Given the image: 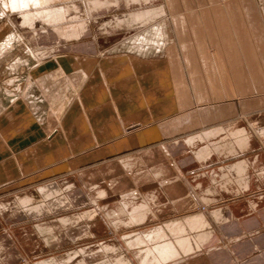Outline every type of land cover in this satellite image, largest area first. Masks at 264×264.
Here are the masks:
<instances>
[{
	"label": "rangeland",
	"instance_id": "1",
	"mask_svg": "<svg viewBox=\"0 0 264 264\" xmlns=\"http://www.w3.org/2000/svg\"><path fill=\"white\" fill-rule=\"evenodd\" d=\"M33 1L0 0V214L5 219L22 217L23 226L80 212L85 203L75 195H85L74 190L76 181L69 176L83 181L86 166L154 147L165 150L182 135H189L193 158H227L251 149L256 140L264 152V120L256 118L264 114V68L258 61L263 51L264 63V0ZM55 18L64 20L60 25ZM233 102L234 113L225 106ZM237 120L247 129L236 127ZM242 164L236 174L243 172ZM241 175L233 178L236 188L250 183ZM65 181L72 186L61 191ZM47 186L60 191L43 193ZM59 195L70 200L68 208L55 207ZM25 196L32 197L27 207L20 204ZM52 204L56 209L48 211ZM96 213L87 212L82 220ZM213 214L217 222L226 217ZM1 220L0 232L17 226ZM92 226L97 227L79 230L93 234ZM169 230L170 236L182 232L195 239L181 223ZM168 242L154 248L155 256L166 257ZM95 256L76 253L68 260L92 264Z\"/></svg>",
	"mask_w": 264,
	"mask_h": 264
},
{
	"label": "crops",
	"instance_id": "2",
	"mask_svg": "<svg viewBox=\"0 0 264 264\" xmlns=\"http://www.w3.org/2000/svg\"><path fill=\"white\" fill-rule=\"evenodd\" d=\"M262 52L258 61L264 68ZM244 63L248 68L245 58ZM256 118L264 120V114ZM235 123L236 127L247 129L245 122ZM188 136H180L165 150L154 147L146 154L86 166L84 182L79 175L69 176L76 181L74 190L85 195H75L85 203L80 212L23 226L24 218L5 219L0 214L6 226L17 225L0 232V264H75L68 259L76 253L96 255L92 264H153L164 258L167 259L160 264H264V158H255L264 153L260 142L256 140L251 149L235 151L227 158L212 154L193 158L192 146L186 142ZM153 145L157 143L148 147ZM241 163L244 170L236 174V165ZM241 174L250 183L236 188L233 178ZM71 186L65 181L61 191ZM59 191L47 186L42 192L56 196ZM59 197L53 202L56 208L70 204L63 195ZM20 201L27 207L32 197L25 196ZM53 204L47 206L48 211L56 209ZM6 207L2 205V209ZM92 210H96V216L82 220L83 214ZM220 211L226 217L217 222L211 212ZM176 223H181L184 233L195 239L189 241L182 232L170 236L167 229ZM90 224L97 226H92L96 228L92 229L93 234L81 233V226ZM14 229H19L17 234ZM160 234L162 238H154ZM169 239L171 250L166 257L155 256L159 250L154 248ZM135 241L138 244L128 246ZM193 241L196 247H188V242ZM77 243L81 244L74 245ZM62 246L66 249L58 252ZM143 249L148 251L146 256L140 252Z\"/></svg>",
	"mask_w": 264,
	"mask_h": 264
},
{
	"label": "bare ground",
	"instance_id": "3",
	"mask_svg": "<svg viewBox=\"0 0 264 264\" xmlns=\"http://www.w3.org/2000/svg\"><path fill=\"white\" fill-rule=\"evenodd\" d=\"M29 1H31V0H28V2H29ZM32 1H33V0H32ZM38 1H41V0H38ZM47 1H48V0H47ZM24 2H25V1H24ZM33 2L35 3V1H33ZM33 2H32V3H33ZM49 2H50V0H49ZM188 2H190V0H188ZM34 3H33V4H30V5H31V6L33 5V6H34V5H35ZM36 3L38 4L39 2H37V0H36ZM44 3H45V1H44ZM17 4H18V3H17ZM37 4H36L37 7H38L39 5H41L40 3H39V5H37ZM42 4H43V2H42ZM45 4L47 5L48 3H45ZM45 4H43V5H45ZM25 5H26V4H25ZM46 5H45V6H46ZM17 6H18V5H17ZM26 6H27V5H26ZM36 6H35V7H36ZM8 7H9V6H8ZM18 7H19V6H18ZM42 7H43V6H42ZM26 8H27V7H26ZM39 10H40V9H39ZM17 11H20V10H17ZM19 13H20V12H19ZM21 13H22V12H21ZM44 13H45V12H44ZM28 14H29V11H28ZM22 17H23V16H22ZM52 17H53V15H52ZM48 19H49V20L51 19L50 16H49ZM53 19H54V18H52V22H50L51 24L53 23ZM56 19H57V21L59 20L58 18H55V20H56ZM61 19H62V18H61ZM61 19H60V20H61ZM60 20H59L60 23H58L57 21H56V22H57L58 24L61 25V21H63L64 19L61 20V21H60ZM66 22H67V21H66ZM71 22H73V20H71ZM75 22H76V19H75ZM77 22H78V20H77ZM77 22H76V24H77ZM54 23H55V22H54ZM62 23H63V22H62ZM55 24H56V23H55ZM64 24H65V23H64ZM69 24H71V23L68 22L67 25H69ZM49 25H50V24H49ZM52 25H53V24H52ZM60 25H59V26H60ZM62 25H63V24H62ZM65 25H66V24H65ZM72 25H73V23H72ZM74 25H75V24H74ZM50 26H51V25H50ZM53 26H54V25H53ZM56 27H57V26H56ZM75 27H77V25H76ZM75 27H74V29H75ZM57 28H58V27H57ZM63 28H65V27H63ZM67 28H69V26H68ZM70 28H73V27H70ZM70 28H69V30H70ZM61 29H62V26H61L60 30H61ZM65 29H66V28H65ZM66 30H67V29H66ZM157 30H158V31H157V37H158V38H159V37L162 38V36H163L162 29L159 28V29H157ZM71 31H72V30H71ZM74 31H75V30H74ZM76 31H77V30H76ZM76 31H75V32H76ZM67 32H68V30H67ZM72 32H73V31H72ZM72 32H71V33H72ZM68 33H69V32H68ZM69 34H70V33H69ZM135 40H136V42H137L136 44H137V46H138L139 48H142V47L144 46V42H143V40H138V39H135ZM144 40H145V39H144ZM10 41H11V38H10ZM153 41H155V38H152V39H151V42H153ZM147 43H148V42H146V44H147ZM8 44H10V43H8ZM133 44H134V43H133ZM134 45H135V44H134ZM136 48H137V47H136ZM8 83H9V82H8ZM6 85H8V86L10 87V83L7 84V82H6ZM9 87H8V88H9ZM5 88H6V87H5ZM11 88H12V87H11ZM239 94H240V93H239ZM234 104L236 105L237 103H234V102H233V103H231V104L228 103L227 105H225L226 108H227L226 110H228V111L234 113V112H235V108H237V105H236V107H235ZM239 106H240V105H238V107H239ZM242 137H243V136H242ZM244 138H245V136H244ZM198 167H199V166H198ZM191 193H192V192H191ZM193 195H194V194H193ZM169 196H170V195H169ZM196 199H197V198H196ZM201 200H202V198H201ZM202 201H203V200H202ZM201 203H202V202H201ZM205 206H206V205H205ZM221 213H222V212H221ZM221 213H219L218 216L221 215ZM214 215H215V216H214ZM213 219H217V214H213ZM171 227H172V226H171ZM167 230H168V229H167ZM169 231H170V230H169ZM171 232H172V230H171ZM170 235H171V234H170ZM169 240H170V239H169ZM188 240H189V239H188ZM189 241H190V240H189ZM167 242H168V241H167ZM136 244H137V243H136ZM165 245H166V244H165ZM160 247H161V246H160ZM166 247H168V246H166ZM166 247H165V248H166ZM180 247H181V246H180ZM194 247H195V246H194ZM164 251L166 252L165 254L167 255L168 250L166 251V249H165ZM164 251H163V252H164ZM141 252H142V254H145V255H147V253H148V251H146L145 249H143ZM145 255H144V256H145ZM163 255H164V254H163Z\"/></svg>",
	"mask_w": 264,
	"mask_h": 264
}]
</instances>
